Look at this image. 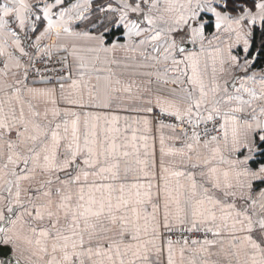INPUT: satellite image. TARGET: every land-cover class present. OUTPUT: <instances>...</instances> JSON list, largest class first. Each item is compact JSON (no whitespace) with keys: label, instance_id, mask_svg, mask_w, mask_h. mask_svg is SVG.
Masks as SVG:
<instances>
[{"label":"snow or ice","instance_id":"snow-or-ice-1","mask_svg":"<svg viewBox=\"0 0 264 264\" xmlns=\"http://www.w3.org/2000/svg\"><path fill=\"white\" fill-rule=\"evenodd\" d=\"M94 15L96 35L73 27L92 18V0L0 2V264H165V253L166 264H264V188L253 194L264 160L251 166L264 156V72L246 75L235 94L218 75L254 65L264 0H106ZM113 29L124 42L106 46ZM223 33L226 47L206 52L205 40ZM241 42L243 64L232 52ZM53 50L66 53L59 96L28 85ZM111 109L149 115L101 111ZM156 109L159 129L182 143L166 149L160 135L158 177L149 137L136 135L151 132ZM165 156H179L183 170ZM176 231L205 238L174 240Z\"/></svg>","mask_w":264,"mask_h":264},{"label":"crops","instance_id":"crops-1","mask_svg":"<svg viewBox=\"0 0 264 264\" xmlns=\"http://www.w3.org/2000/svg\"><path fill=\"white\" fill-rule=\"evenodd\" d=\"M97 1L98 0H92V2H93V16H92V18L90 20H88V21H85V22H82V23L78 22L77 24L73 25V27L77 31H88L90 34H93V35H96V34L99 33L100 25L98 23H96L95 25L93 24V21L95 20L94 13H95V7H96L94 4L97 3ZM0 2H3V0H0ZM33 2H35V0H33ZM73 2H75V0H73ZM115 30H117V29H115ZM214 31H215L214 28H212V30L210 32L205 30V36L208 39H211L212 38V34H213ZM37 34H38V32L30 34L32 40H34L35 35H37ZM109 34L110 33H106L105 34V45L106 46H110V44L113 41H116L117 38H118V37H115L111 42H108V38L107 37H108ZM20 35L22 37V46H24L27 51L34 52V49H32L31 47H27V45L30 44L31 41H29L27 39V42H25L23 40L24 33H20ZM226 36H227L226 33L221 34V39L217 40V41H214V43L212 45H208L207 40H205L206 52L213 51L217 45H219L221 48H225L226 45L223 43V41L226 38ZM121 39L122 40L119 39V42L123 43L124 42L123 36H121ZM43 43L48 44V43H51V41H44ZM79 43H80V46L87 47V42L86 41H81ZM185 47H186L187 51H199L200 45H199V43H197L196 45H192V44L188 43V44L185 45ZM242 49H243V43L242 42L238 46H234L232 48L233 54L238 56L239 61H240L241 64H243L244 59H245V54L243 53ZM53 51H55V50H53ZM82 54L85 55V56L91 55L89 53H82ZM117 56H118V58H122L123 54L122 53H117ZM69 58H70L71 64H74L75 62L72 60L71 56H69ZM2 59L3 58H0V60H2ZM22 59H23L24 62H27V58L26 57H24ZM206 59H207V74H208V79L210 80L211 74H212V58L210 56H207ZM0 67H2V63H0ZM112 68H113L114 71L117 72V74H121L123 72V70L121 68H118L116 65H113ZM225 68H228V65H225ZM217 69H219V64L218 63H217ZM20 71L22 72L23 70L21 69ZM253 72L257 73L258 74L257 78H259V74L262 71L254 70L252 68V69L249 70L248 73H244L238 67L237 68H233L231 70V74H229L228 72H225L224 74L220 75L218 73V75H219V83L221 85H223L225 80H227L228 81V90H229V92L235 94V88L240 87L241 80H243L246 75L247 76H251ZM98 74L99 75H106L107 73H103L102 72V73H98ZM93 75H95V74H93ZM125 75H126V73H125ZM73 78H77L75 70L73 71ZM67 83H70V81H67L66 84ZM91 83L95 84L96 83L95 79H93L91 81ZM28 85L30 87H35V88L55 87V88H57V96H59V83L58 84H49V83H41V82H35V81H29L28 80ZM247 86L248 87H252V84L249 83ZM153 87H155V85H153ZM168 87L171 88V87H175V86L174 85H169ZM257 91H259L258 85H257ZM60 106L64 107V105H60ZM156 110H158V109H156ZM101 111L108 112L109 115H119L121 117H123L125 115H127V116H148L149 115V114H145V113L124 112V111H122L120 109L101 110ZM150 118H152L151 114H150ZM119 123H120V127L123 128L124 127V121L121 120ZM133 127H136V125H133ZM127 134L129 136H131L132 135L131 130H129ZM161 134H163L165 136V147H166V149L169 146L174 147V148H180L182 146L181 141H174V140L168 139V137L173 135V133L169 129L160 130L159 129V123H156L153 118H152V130H151V132L144 133V132L140 131V132L136 133L137 136L147 135L149 137V140H148L149 145L154 147V150H155V163H156L155 171L157 173V177L159 176V171H160L161 152H160V140H159V138H160ZM139 143L141 145H143L144 141L141 140V141H139ZM141 151L143 152V148H141ZM164 160H165L166 165L168 167L174 169V170H183V168H184V166L180 163V157L179 156H165ZM251 166L255 167L253 165V162H252ZM261 188H264V184H261L258 181L254 182V185H253V194H254V196H258L259 190ZM211 239H213V237ZM187 255H189V254L186 253V256ZM177 258H178V253H177ZM165 264H166V253H165Z\"/></svg>","mask_w":264,"mask_h":264},{"label":"built area","instance_id":"built-area-1","mask_svg":"<svg viewBox=\"0 0 264 264\" xmlns=\"http://www.w3.org/2000/svg\"><path fill=\"white\" fill-rule=\"evenodd\" d=\"M66 55L65 53L53 51L52 59L50 61L45 58L44 60H40L36 62V65L34 68H31L29 70V81H35V82H43V83H49V84H58L60 83V77L61 76H67L68 70L62 69V61L61 56ZM68 63L71 64L70 58L68 57ZM36 68L40 69V73L37 74ZM55 69V71H53ZM159 115V110H154V112L151 114L152 118L156 123H159L158 119H155ZM165 123H177L173 117H162ZM209 127H211L209 125ZM203 128V125L201 126V129ZM222 135V134H221ZM180 238L183 240L184 238H187L189 242L193 239L203 240L205 238V234L203 231L198 232H179L176 231L173 233V239ZM208 239H211L212 236L209 234L207 236Z\"/></svg>","mask_w":264,"mask_h":264},{"label":"trees","instance_id":"trees-1","mask_svg":"<svg viewBox=\"0 0 264 264\" xmlns=\"http://www.w3.org/2000/svg\"><path fill=\"white\" fill-rule=\"evenodd\" d=\"M106 0H98L97 3L94 5H98L100 3H105ZM247 3L249 6L252 5L253 0H247ZM213 27H208L206 30L210 32ZM122 36V30H115L108 35V42H111L115 37H118L120 40ZM262 40H264V33H262L259 26L255 27L253 29V37H252V47L250 49L249 58H251L252 55H254L256 52H260V55L256 58V61L254 63L253 69L264 72V48H262ZM262 160H264V156L257 155L255 160L253 161V165L256 167Z\"/></svg>","mask_w":264,"mask_h":264},{"label":"water","instance_id":"water-1","mask_svg":"<svg viewBox=\"0 0 264 264\" xmlns=\"http://www.w3.org/2000/svg\"><path fill=\"white\" fill-rule=\"evenodd\" d=\"M23 40H24L25 42H27V39H24V36H23ZM28 45H29V44H28ZM28 45H27V47H29ZM253 66H254V65H253ZM253 66H252V68H253ZM252 68H251V69H252Z\"/></svg>","mask_w":264,"mask_h":264}]
</instances>
